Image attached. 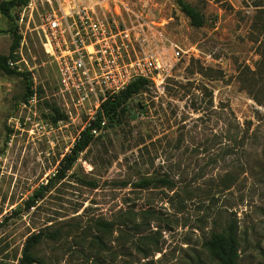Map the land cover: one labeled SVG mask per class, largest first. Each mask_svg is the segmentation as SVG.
<instances>
[{
  "label": "rangeland",
  "instance_id": "1",
  "mask_svg": "<svg viewBox=\"0 0 264 264\" xmlns=\"http://www.w3.org/2000/svg\"><path fill=\"white\" fill-rule=\"evenodd\" d=\"M128 1L183 51L161 85L132 94L92 134L62 177L47 180L86 115L64 116L34 30L22 44L34 95H24L20 75L0 71V264H18L40 230L54 237L31 245L29 264H218L202 242L228 222L238 262L264 264V0H185L201 12L199 26L175 0ZM10 43L0 13V53ZM55 109L63 116L53 119ZM144 175L170 183L135 186Z\"/></svg>",
  "mask_w": 264,
  "mask_h": 264
},
{
  "label": "built area",
  "instance_id": "2",
  "mask_svg": "<svg viewBox=\"0 0 264 264\" xmlns=\"http://www.w3.org/2000/svg\"><path fill=\"white\" fill-rule=\"evenodd\" d=\"M14 24L19 34L14 70L31 69L22 44L34 30L55 68L54 94L64 116L86 115L79 131L95 117L100 101L131 79L161 85L183 51L162 32L161 21L128 0H25L15 7ZM105 123L100 116L90 132L98 133Z\"/></svg>",
  "mask_w": 264,
  "mask_h": 264
},
{
  "label": "trees",
  "instance_id": "3",
  "mask_svg": "<svg viewBox=\"0 0 264 264\" xmlns=\"http://www.w3.org/2000/svg\"><path fill=\"white\" fill-rule=\"evenodd\" d=\"M24 1L25 0H0V13L9 20L11 32L9 51L6 54L0 53V71L5 74L14 73L20 75L24 80V95H30L32 89L30 87L31 81L29 72L26 70H14V68L10 67L8 63V59L13 56V50L19 40V34L16 32L15 24L13 22L11 8L20 5ZM175 2L179 9L188 17L190 24L199 26L203 23V17L197 8L185 0H175ZM261 27H264V21L262 22ZM262 32L264 34V28L262 29ZM259 61L260 67L264 66V45L260 53ZM245 68L250 73L249 77H252L255 71L248 67ZM149 83L150 82L146 78L135 77L131 79L123 88L101 100L98 109L95 111V117L89 121V125L83 127L78 132V136L75 138L73 144L69 148V151L63 154L56 171L47 180L50 181L51 178H59L63 176L64 172L70 167L78 153L90 142L92 133L89 128L92 125H97V119L100 116L105 118L106 123L112 121L118 112L121 113L123 103L126 99L146 87ZM252 98L259 101L253 95ZM58 116H63V114L55 109V116H52V118L55 119ZM165 183H170V181L163 176L149 175L141 176L133 182V184L138 187L155 186ZM45 187L46 183L39 184V186L23 200V207L28 208L33 205L35 200L42 195V191ZM41 235L50 236L52 238L54 237V232L40 230L29 234L24 241L21 258L18 264H29L35 260L34 256H32L28 250ZM202 243L205 249L217 260L218 264H240L237 260L238 250L234 223L228 222L219 230H211ZM194 264L205 263L201 260H197Z\"/></svg>",
  "mask_w": 264,
  "mask_h": 264
}]
</instances>
